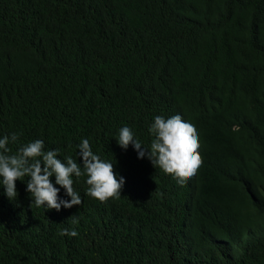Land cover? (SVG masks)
I'll use <instances>...</instances> for the list:
<instances>
[{
	"label": "trees",
	"instance_id": "16d2710c",
	"mask_svg": "<svg viewBox=\"0 0 264 264\" xmlns=\"http://www.w3.org/2000/svg\"><path fill=\"white\" fill-rule=\"evenodd\" d=\"M8 2L0 138L81 166L87 139L125 183L101 202L73 176L82 204L59 211L32 203L27 177L14 200L0 185V264H264V0ZM177 114L202 159L183 185L117 143L127 126L150 149L154 118Z\"/></svg>",
	"mask_w": 264,
	"mask_h": 264
},
{
	"label": "clouds",
	"instance_id": "9594fccd",
	"mask_svg": "<svg viewBox=\"0 0 264 264\" xmlns=\"http://www.w3.org/2000/svg\"><path fill=\"white\" fill-rule=\"evenodd\" d=\"M9 5L10 2L0 4V11L6 10ZM148 133L153 137L150 149L135 139L127 126L120 129L117 143L125 150L131 144L138 158L147 157L154 168L158 167L172 175L180 185L195 175L202 159L197 151V131L191 123L185 122L179 114L167 119L156 116ZM18 139L17 133L0 138V185L9 200L17 197L16 181L24 180L25 177L28 178L26 191L31 194L32 203L46 209L59 211L61 207L68 209L82 204L81 196L73 188V176H86L85 182L89 186L87 194L101 202L120 196L124 178H117L113 162L103 160L93 153L87 139L81 140L76 146L79 150L76 155L82 160V166L71 157H66V162L57 159L58 150H45L42 140L20 145L13 153L9 144L16 143ZM53 175L55 184L63 188L70 199L59 198L60 188L55 187L50 180ZM77 222L73 216L72 223ZM60 234L75 237L77 232L65 228Z\"/></svg>",
	"mask_w": 264,
	"mask_h": 264
}]
</instances>
